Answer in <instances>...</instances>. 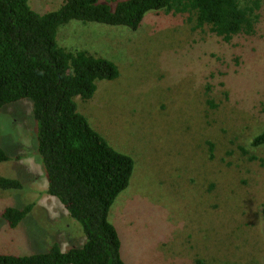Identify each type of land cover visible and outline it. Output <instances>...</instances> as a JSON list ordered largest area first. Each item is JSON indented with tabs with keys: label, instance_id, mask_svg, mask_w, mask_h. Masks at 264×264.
Here are the masks:
<instances>
[{
	"label": "rangeland",
	"instance_id": "374dc122",
	"mask_svg": "<svg viewBox=\"0 0 264 264\" xmlns=\"http://www.w3.org/2000/svg\"><path fill=\"white\" fill-rule=\"evenodd\" d=\"M106 1V0H105ZM118 1L110 0L115 5ZM251 2L252 0H244ZM252 35L229 42L187 13L148 12L134 30L71 20L58 43L113 61L119 76L97 80L78 111L133 174L109 212L126 264H264V0ZM64 0H29L40 13ZM33 101L0 108V176L21 189H0V253L32 255L54 245L82 246L84 230L47 193ZM31 205L11 227L6 208Z\"/></svg>",
	"mask_w": 264,
	"mask_h": 264
},
{
	"label": "trees",
	"instance_id": "16d2710c",
	"mask_svg": "<svg viewBox=\"0 0 264 264\" xmlns=\"http://www.w3.org/2000/svg\"><path fill=\"white\" fill-rule=\"evenodd\" d=\"M256 0H64L57 10L40 13L29 0H0V108L21 99L33 101L39 154L57 197L80 222L86 241L47 253H0V264H126L121 239L109 212L131 180L134 160L114 149L77 108L75 97L91 99L97 80L119 76L117 65L87 50H68L57 41L59 26L71 20L125 25L138 29L151 11L187 13L196 27L229 42L252 35L259 22ZM264 145V131L252 140ZM0 147V163L8 160ZM18 179L0 176V189H21ZM31 205L8 207L3 215L16 227ZM264 217V208H263ZM197 264H209L197 259Z\"/></svg>",
	"mask_w": 264,
	"mask_h": 264
},
{
	"label": "crops",
	"instance_id": "0c3cea01",
	"mask_svg": "<svg viewBox=\"0 0 264 264\" xmlns=\"http://www.w3.org/2000/svg\"><path fill=\"white\" fill-rule=\"evenodd\" d=\"M0 173H1V171H0ZM5 177V176H4Z\"/></svg>",
	"mask_w": 264,
	"mask_h": 264
}]
</instances>
